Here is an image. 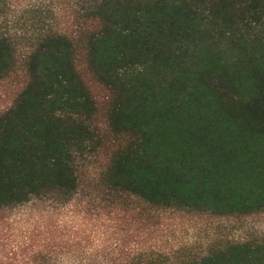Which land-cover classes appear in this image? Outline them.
Segmentation results:
<instances>
[{
    "label": "trees",
    "instance_id": "trees-1",
    "mask_svg": "<svg viewBox=\"0 0 264 264\" xmlns=\"http://www.w3.org/2000/svg\"><path fill=\"white\" fill-rule=\"evenodd\" d=\"M18 72L0 111V264H264V238L178 260L121 233L163 210L264 211V0H0V80ZM89 194L110 234L10 231L19 206Z\"/></svg>",
    "mask_w": 264,
    "mask_h": 264
},
{
    "label": "rangeland",
    "instance_id": "rangeland-1",
    "mask_svg": "<svg viewBox=\"0 0 264 264\" xmlns=\"http://www.w3.org/2000/svg\"><path fill=\"white\" fill-rule=\"evenodd\" d=\"M22 84L23 75L20 72L0 80V111L12 104ZM96 91L99 95L103 94L99 88ZM100 151L87 153L79 160L86 177L95 175L102 167L104 153ZM79 197L83 196H78L76 202L65 209L50 210L45 205L34 202L19 206L6 213L13 220V230L10 231L19 234L28 226L35 230L34 225L44 218H49L50 223L64 222L70 228L80 221L85 234L91 233L92 238H98L102 232L110 234L112 223L107 221V216L95 212L97 200H93V194L82 198L83 203L78 202ZM79 204H84L85 207L80 208ZM156 213V217L154 216L144 229H136V226L128 223L124 225L125 231L121 233L131 244L134 240H139L150 249L154 247L163 251H174L170 254L171 259L198 258L208 249L228 242L264 238V211L242 216L171 210ZM17 238L20 239L21 234ZM110 239L112 240L111 237Z\"/></svg>",
    "mask_w": 264,
    "mask_h": 264
}]
</instances>
